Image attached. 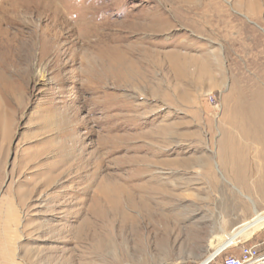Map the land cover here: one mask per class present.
<instances>
[{
  "label": "rangeland",
  "instance_id": "obj_1",
  "mask_svg": "<svg viewBox=\"0 0 264 264\" xmlns=\"http://www.w3.org/2000/svg\"><path fill=\"white\" fill-rule=\"evenodd\" d=\"M263 157L264 0H0V264H194Z\"/></svg>",
  "mask_w": 264,
  "mask_h": 264
},
{
  "label": "crops",
  "instance_id": "obj_2",
  "mask_svg": "<svg viewBox=\"0 0 264 264\" xmlns=\"http://www.w3.org/2000/svg\"><path fill=\"white\" fill-rule=\"evenodd\" d=\"M263 165H264V163H263ZM262 175H264V174H262ZM262 182L264 184V180H262ZM263 191H264V188H263ZM262 198H264V195ZM262 200H264V199H262ZM260 207H264V201H262L256 205V208H260ZM253 210H255V208ZM247 211H248V209H247ZM257 217L254 214L253 221H252V227H250L249 232L247 231L246 234H244V235L241 234V232L244 231L243 227H245V230H246V228L249 224L248 222H246V224L241 223L237 228H235L233 230V233L228 234L226 236V239L219 243V245L216 247V249L208 251L207 254L205 255V257H203L202 259H200L198 262H196L194 264H222L223 255L219 254L216 256L217 252L222 247H225V246L230 245V244H234L238 239L250 237L253 234V232H255L256 230H258V231H256V233H254L251 238L247 239L246 241H241V244L246 245L248 247H256L258 250L264 251V218L262 217L261 213L258 214ZM247 218H249V214H246V216L244 217L243 220H245ZM224 255L239 256V249H238V247H231L230 246L225 250Z\"/></svg>",
  "mask_w": 264,
  "mask_h": 264
},
{
  "label": "built area",
  "instance_id": "obj_3",
  "mask_svg": "<svg viewBox=\"0 0 264 264\" xmlns=\"http://www.w3.org/2000/svg\"><path fill=\"white\" fill-rule=\"evenodd\" d=\"M232 245L238 247L239 256L224 255L225 250ZM219 254L223 255L222 264H264V251H260L256 247L243 245L241 240L222 247L217 255Z\"/></svg>",
  "mask_w": 264,
  "mask_h": 264
},
{
  "label": "bare ground",
  "instance_id": "obj_4",
  "mask_svg": "<svg viewBox=\"0 0 264 264\" xmlns=\"http://www.w3.org/2000/svg\"><path fill=\"white\" fill-rule=\"evenodd\" d=\"M201 1V0H200ZM204 31V30H203ZM7 34V33H6ZM46 39V38H45ZM34 45V44H33ZM41 45V44H40ZM5 47V46H4ZM31 48H32V46H31ZM33 49H34V47H33ZM30 51V50H29ZM45 51V50H44ZM28 52V51H27ZM40 52V51H39ZM40 54H42L41 52H40ZM44 56V55H43ZM40 57V56H39ZM42 57V56H41ZM204 60V59H203ZM31 61V60H30ZM195 61V60H194ZM206 61V60H205ZM31 63V62H30ZM201 63H203V62H201ZM207 63V62H206ZM194 65V64H193ZM183 66V65H182ZM197 68V67H196ZM203 68V67H202ZM210 68V67H209ZM208 68V69H209ZM220 68V67H219ZM201 69V68H200ZM192 70V69H191ZM204 70H205V68H204ZM207 70V69H206ZM202 71H203V69H202ZM202 71H200V73L202 74ZM199 72V71H198ZM203 73H204V71H203ZM210 73V72H209ZM208 73V74H209ZM197 74V73H196ZM207 74V73H206ZM200 75V74H199ZM230 121H232V120H230ZM228 123H230V122H228ZM233 123V122H232ZM264 174V173H263ZM262 188H264V184L262 183ZM255 216L257 217L258 216V214L257 213H255ZM258 218V217H257Z\"/></svg>",
  "mask_w": 264,
  "mask_h": 264
},
{
  "label": "water",
  "instance_id": "obj_5",
  "mask_svg": "<svg viewBox=\"0 0 264 264\" xmlns=\"http://www.w3.org/2000/svg\"><path fill=\"white\" fill-rule=\"evenodd\" d=\"M219 251H220V250H219ZM219 251H218V252H219ZM218 252H217V254H218ZM217 254H216V255H217Z\"/></svg>",
  "mask_w": 264,
  "mask_h": 264
}]
</instances>
